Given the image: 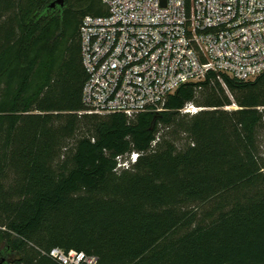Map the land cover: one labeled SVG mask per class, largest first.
<instances>
[{"label": "trees", "instance_id": "16d2710c", "mask_svg": "<svg viewBox=\"0 0 264 264\" xmlns=\"http://www.w3.org/2000/svg\"><path fill=\"white\" fill-rule=\"evenodd\" d=\"M55 1L0 0V258L264 264V74L211 72L162 112L86 113L80 28L108 9Z\"/></svg>", "mask_w": 264, "mask_h": 264}, {"label": "built area", "instance_id": "2783aa9c", "mask_svg": "<svg viewBox=\"0 0 264 264\" xmlns=\"http://www.w3.org/2000/svg\"><path fill=\"white\" fill-rule=\"evenodd\" d=\"M102 2L108 14L87 16L80 28L86 113L162 112L180 86L211 72L220 81L223 75L250 81L264 74V0ZM119 164L129 167L121 158ZM48 255L59 264L98 263L74 250L54 248Z\"/></svg>", "mask_w": 264, "mask_h": 264}, {"label": "water", "instance_id": "95a60500", "mask_svg": "<svg viewBox=\"0 0 264 264\" xmlns=\"http://www.w3.org/2000/svg\"><path fill=\"white\" fill-rule=\"evenodd\" d=\"M64 0H57L52 4V7H56L57 5L63 6ZM7 250V251H6ZM5 250V254L2 258H0V264H9V259L14 257V253L10 252L8 249Z\"/></svg>", "mask_w": 264, "mask_h": 264}, {"label": "rangeland", "instance_id": "374dc122", "mask_svg": "<svg viewBox=\"0 0 264 264\" xmlns=\"http://www.w3.org/2000/svg\"><path fill=\"white\" fill-rule=\"evenodd\" d=\"M254 80V79H253ZM238 107L234 104L233 106H230V107H227L226 109H228V110H235V109H237ZM196 109H199V108H196ZM187 110L188 111H193V109L192 108H187V109H185L184 110V112H187ZM194 113H196V112H194ZM262 145H263V149H262V152H263V154H264V133L262 134ZM133 158V157H132ZM126 161H127V159H126Z\"/></svg>", "mask_w": 264, "mask_h": 264}]
</instances>
